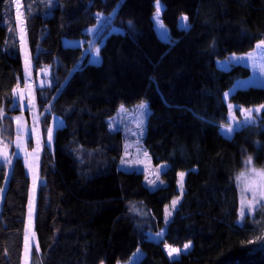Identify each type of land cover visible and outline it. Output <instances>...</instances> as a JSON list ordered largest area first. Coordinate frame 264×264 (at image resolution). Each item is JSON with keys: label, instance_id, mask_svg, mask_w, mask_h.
I'll use <instances>...</instances> for the list:
<instances>
[{"label": "trees", "instance_id": "trees-1", "mask_svg": "<svg viewBox=\"0 0 264 264\" xmlns=\"http://www.w3.org/2000/svg\"><path fill=\"white\" fill-rule=\"evenodd\" d=\"M20 1L0 0V264H23L33 197L23 159L9 165L1 156V146L15 152V118L29 120L14 95L24 82L20 14L35 75L51 71L36 93L44 132L54 118L63 123L41 155L30 264H118L138 250L139 264H264V203L242 218L237 179L264 171V87L226 99L251 72L219 67L264 41V0H159L169 42L156 31L157 0ZM100 14L111 18L105 33L117 32L107 33L94 64L87 46L65 42L86 39ZM183 16L188 29L179 27ZM141 103L150 110L143 147L154 166H168L154 190L144 173L121 169L126 135L110 123L122 106ZM229 105L261 110L228 137ZM178 198L163 239L150 240ZM185 244L191 250L171 260L165 245Z\"/></svg>", "mask_w": 264, "mask_h": 264}, {"label": "rangeland", "instance_id": "rangeland-1", "mask_svg": "<svg viewBox=\"0 0 264 264\" xmlns=\"http://www.w3.org/2000/svg\"><path fill=\"white\" fill-rule=\"evenodd\" d=\"M15 4H17V0H14ZM18 3L20 5L21 1L18 0ZM161 6L160 14H159V23L155 22V27L156 31L159 35V37L166 42L170 41V32L165 27V25L162 22V11L164 9L163 4L159 2ZM156 15V13H155ZM154 15V17H155ZM153 17V19H154ZM22 16H20L18 20V30L20 32V19ZM185 16H183L180 21H179V27L182 29H188V20H184ZM187 18V17H186ZM111 18L107 17L105 15L100 14L99 19L97 24L90 28L87 31V38L84 40H79V41H70V42H65L66 45L68 46H73V47H86L87 49L85 50V53L90 55V61H93V57L96 56V50H99V62H93L94 64H100L101 62V56H100V46L103 44L107 33L110 32H117V29H111L107 33V29L110 26ZM24 26V24H23ZM166 32V35L163 34ZM21 34V32H20ZM20 45H21V50H22V58H23V68H24V73H25V58L26 55L28 58H30L31 61V80L29 81L28 85L26 86L25 84V75H24V82L16 90L17 93H19L20 90H23L24 95H25V100L20 101L17 96H16V106L24 111V109H27L29 111V120L23 121V124L25 126V135H24V140L21 146H17L18 142V133H17V121H16V136L14 140V148L15 152H13V156H9V150L12 152V147L5 148V146H1L5 148L6 154L11 158V163L13 160L17 158H22L24 163L27 166L28 169V174L30 176L31 180V185H32V202L29 207V215H28V228H27V235L29 237V244L30 246L27 248H24L23 252V264H30L31 262V255L32 251L34 249L38 248V242L37 238L34 234L33 231V212H34V204H35V197L37 195V192L39 188L43 185L44 181L41 179L40 174H39V166H40V160H41V155L44 152L45 149V144L47 140V134L44 132V113L41 114V111H39V108L37 106V100H36V93L38 89L44 88L50 85V78H51V71L49 68L45 69H40L36 75L34 71V63L31 57V53L29 50L28 46V41L26 37V32L24 34V39L21 40L20 36ZM258 45H261L258 44ZM257 45V46H258ZM255 50L249 54L246 55H232L229 57L228 60L224 62L219 63V67L222 68L223 70H229L233 65H241L243 67H246L250 70L251 76L246 79V80H240L238 81L233 90L229 92L226 96V99H229L231 94H233L237 89H243V88H248L251 86L255 87H264V46L262 47H257ZM231 58H241L239 60L236 59H231ZM33 99L35 103V116L38 117V133H31L30 130L32 128L37 127V121L34 120L33 117V111H30L29 108L27 107L28 99ZM147 105L146 110H142L139 107L134 109H126L124 107L120 108L118 111L117 115L110 120L111 126L113 129H119L124 131L126 135V144H125V151H124V159L121 162V169L123 171H138L142 172L146 176V185L154 190L157 189L158 187H161V175L163 172H165L168 168L167 165L162 164L160 166H154L152 163V159L149 156V154L146 152L145 148L143 147V139L145 137V131H146V126H147V121L148 117L150 115V110L149 106L147 103H144ZM236 110H238L240 117L238 118L236 116ZM255 110V109H254ZM245 110L240 108L237 109L236 107L231 108L230 110V117H234V119H231L229 117V125H231L235 130L232 131L229 134H225V129L228 126H225L223 128V133L225 136L230 137L237 129L240 128L241 125L245 124V115H244ZM260 111L257 113L253 111L252 116L253 119L248 121L246 124H251L255 122V119L258 117ZM21 117V116H19ZM143 121L142 127H138L137 125L140 123V121ZM61 121L58 118H54L53 123L51 128H53L52 132V140H51V145L48 146V148L51 150L52 149V143L54 139V135L58 127H60L62 124L59 126L57 125V122ZM62 122V121H61ZM37 138L40 139L41 141V147L39 150V157L36 159L33 156H27L26 153H31L33 152V149L36 148V141ZM29 140V141H28ZM146 153V155H145ZM2 155V152H1ZM4 161V158H3ZM27 161V163H26ZM5 163V161H4ZM10 167V166H9ZM8 168V167H7ZM10 169V168H9ZM253 168L248 169L247 171L244 172V175H241L240 179V184H241V201L242 204L244 205V213H253V211L258 208L261 204L264 203V200H261L259 204H256L255 201H253V194L252 192H244L242 194V188L245 187L246 185H253L257 183L258 178L252 174ZM256 170V169H254ZM256 172H261L264 173V171L256 170ZM35 180V184H34ZM180 180V176H179ZM184 183H185V174L183 177V186L181 189L180 184L178 183V189L180 190V193L183 194L184 192ZM177 200V199H176ZM181 198H178V203L175 206V209H173L172 205L168 208V211L171 212V216L168 218V222L166 223V227L162 230L164 235L166 232L167 225L173 218V215L180 203ZM248 202H252V207L249 208ZM1 202H0V212H1ZM163 235V236H164ZM150 240L154 241H161L163 239L162 237H158L156 234L154 235H149ZM171 246H166L165 249L168 255V248ZM174 248V247H171ZM192 248V244H190V247L185 250L183 248H176L179 249L180 251L177 254H174L173 257H169L171 260H176L179 259V257L190 251ZM144 253L141 250H138L132 257L126 262H120L118 264H139L141 259L143 258ZM169 256V255H168Z\"/></svg>", "mask_w": 264, "mask_h": 264}, {"label": "snow or ice", "instance_id": "snow-or-ice-1", "mask_svg": "<svg viewBox=\"0 0 264 264\" xmlns=\"http://www.w3.org/2000/svg\"><path fill=\"white\" fill-rule=\"evenodd\" d=\"M17 6L19 7V3H18V0H17ZM160 10H161V6L159 4V0H157V4H156V15L154 17V21L159 23V14H160ZM22 16V14H20ZM18 18H20L18 16ZM187 18L185 17L184 20H186ZM20 32H21V40L24 39V34H25V28L23 26V19L21 18L20 19ZM166 35V32L163 33ZM264 46V41L261 42V45H258L257 47H262ZM96 56L93 57V61L92 62H99V50L97 49L96 50ZM231 59H236V60H239L241 58H231ZM25 84L26 86L28 85L29 81L31 80V61H30V58H28V56L26 55V58H25ZM14 95L17 96V98L20 100V101H23L25 100V95H24V92L23 90H20L19 93L15 92L14 91ZM226 96L229 95L228 93L225 94ZM27 107L29 108L30 111H33V117H34V120L37 121V127L36 128H32L30 130L31 133H38V117L35 116V103H34V100L33 99H28V103H27ZM123 107V106H122ZM139 108L142 109V110H146L147 109V105L144 104V103H141L139 105ZM229 108L231 110L232 106L229 105ZM261 108H264V106H261ZM261 109L260 108H257L255 110H252V109H248V110H245L244 112V115H245V123H247L248 121L252 120L253 119V116H252V113L253 111L255 112H259ZM2 111H0V115H2ZM231 119H234V117H230ZM16 121H17V133H18V142H17V146H21L22 143H23V140H24V135H25V126L23 124V121H22V117H16L15 118ZM60 124H62L61 121H58L57 122V125L59 126ZM142 124H143V121L141 120L140 123L137 125L138 127H142ZM235 129L229 125L226 129H225V134H229L231 133L232 131H234ZM52 132H53V128H48L47 129V140H46V144L45 146H50L51 145V140H52ZM40 147H41V141L39 138H37V141H36V148L33 149V152L31 153H26L27 156H33L35 157L36 159H38L39 157V150H40ZM146 155V153H145ZM4 161L5 163L7 164H11V158L5 153L4 154ZM27 163V161H26ZM247 164H251V157H249L248 161H247ZM252 174L255 175L257 178H258V181L257 183L253 184V185H246L245 187L242 188V194L244 192H252L253 194V201H255L256 204H259L261 200H264V173H261V172H256V170H252ZM180 180L178 181V183L180 184L181 186V189H182V186H183V177H184V173H180ZM244 174H242L243 176ZM238 180L241 179V177H238L237 178ZM162 183V182H161ZM34 184H35V180H34ZM178 199L177 200H173L172 201V207L173 209H175V206L176 204L178 203ZM249 208L252 207V202H248V205H247ZM165 212H166V215H165V223L168 222V218L171 216V212L168 211V209L166 208L165 209ZM244 207L242 206L241 208V217L243 218L244 217ZM158 237H162L164 235L163 231H161L160 233H157L156 234ZM258 239H262L264 240V237H260ZM30 246L29 244V237L28 235L26 234L25 235V247H26V250L27 248ZM190 247V244H185L184 245V249L187 250L188 248ZM180 250L179 249H176V248H171L169 247L168 248V255L169 257H173L174 254H177Z\"/></svg>", "mask_w": 264, "mask_h": 264}, {"label": "water", "instance_id": "water-1", "mask_svg": "<svg viewBox=\"0 0 264 264\" xmlns=\"http://www.w3.org/2000/svg\"><path fill=\"white\" fill-rule=\"evenodd\" d=\"M1 151H2V155H1V156H2V158H3V157H4V154L6 153V150H5V148L2 147V148H1Z\"/></svg>", "mask_w": 264, "mask_h": 264}]
</instances>
